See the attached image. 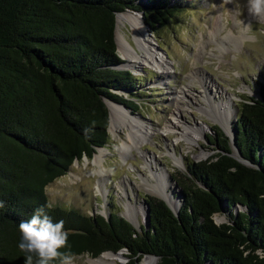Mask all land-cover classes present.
<instances>
[{"label":"trees","instance_id":"trees-1","mask_svg":"<svg viewBox=\"0 0 264 264\" xmlns=\"http://www.w3.org/2000/svg\"><path fill=\"white\" fill-rule=\"evenodd\" d=\"M126 9L143 11L157 31L179 4L0 0V264H25L19 223L42 207L54 222L65 221L77 256L126 249V264L145 255L158 264H264L257 255L264 251V84L260 97L241 103L233 125L241 159L214 124L216 135L207 137L219 151L174 176L183 195L178 216L156 196L147 198L149 227L141 230L117 213L106 218L50 204L47 186L109 142L106 100L140 109V78L119 67L116 14ZM239 205L245 210L234 213ZM221 212L229 220L219 224Z\"/></svg>","mask_w":264,"mask_h":264},{"label":"rangeland","instance_id":"rangeland-1","mask_svg":"<svg viewBox=\"0 0 264 264\" xmlns=\"http://www.w3.org/2000/svg\"><path fill=\"white\" fill-rule=\"evenodd\" d=\"M173 1L179 4V12L168 25L157 31L146 26L144 14L139 10L121 12L140 13L153 48L168 62L165 71L153 65H134L123 56L119 48L121 37L129 40L139 53L143 51L133 38L131 26L117 21V50L141 81L139 95L134 96L140 109L133 111L110 100L108 106L109 103L117 104L129 112L131 120L139 119L138 129L142 131L135 134L138 144L126 153V159L121 156L120 146L127 140L129 130L120 117L112 118L109 107L110 140L104 146L109 153L102 161L103 165L95 164V154L92 158L84 156L76 160L66 175L47 186L52 206L76 209L89 215L100 214L106 218L111 213L125 217L127 203L147 212L145 201L155 194L142 188V178L155 182L152 173L159 176L164 172L166 178L172 181L173 196L181 197V207L182 190L174 176L180 179L182 174L187 173L190 163L206 160L219 151L216 143L207 137L216 135L212 127L214 124L230 137L234 154L241 159L234 147L233 125L241 103L250 96H261V85L264 84V23L248 14L247 0ZM124 94L128 95L127 92ZM219 113L230 116L229 131L216 120ZM172 123L175 124L172 126ZM142 124L151 128L144 139L141 138L145 130ZM185 126L204 128L205 131L197 141L188 142L181 137ZM175 156L181 158L184 166L175 165ZM93 170L104 172L103 175H91ZM98 179L101 180L100 190L96 188ZM243 210L245 208L239 205L234 208V213ZM146 216V213L139 214V226L131 221L137 227L146 228ZM214 218L219 224L229 220L226 212L218 213ZM119 253L123 255L122 264H126L128 251L122 249ZM89 258L93 257L79 255L76 264H91ZM147 258H154V264H158L159 259L153 255H145L139 264Z\"/></svg>","mask_w":264,"mask_h":264},{"label":"bare ground","instance_id":"bare-ground-1","mask_svg":"<svg viewBox=\"0 0 264 264\" xmlns=\"http://www.w3.org/2000/svg\"><path fill=\"white\" fill-rule=\"evenodd\" d=\"M140 13L136 12L134 13H118V22L119 23H128L131 26L132 29V35L133 38L138 46V48L143 51V53H139L134 45L127 40L125 37H121L122 39L119 40V48L121 53L124 57L130 59V62H132L134 65L139 64L141 65H153L156 66L163 71L168 69V62L165 60L164 56L153 48V41L149 35V31L147 29V25L145 26V23L143 19L140 17ZM119 105H122L120 103H117ZM114 103H109V107L112 111V118L114 117H120L122 119V122L124 126L127 127L129 130L127 134V140L123 141L122 145L120 146L121 151L124 153L121 154L124 159L127 158V152L131 151L132 148H134L138 144V139L135 138V134L140 131L138 129V126L140 125L139 119L130 117L129 112ZM124 106V105H123ZM125 107V106H124ZM216 120L222 124L224 129L226 131L230 130V116H227L225 113H219L217 115ZM115 122V121H114ZM175 123H172V126ZM170 126V127H172ZM142 127L144 130L143 133H141V138L144 139L148 134L151 132L150 127H145L142 124ZM142 131V130H141ZM140 131V132H141ZM205 130L204 128H193L191 126H185L184 130L182 131L181 137H184L189 141H197L199 139V136L201 133H203ZM179 137L178 139H181ZM109 153V149L107 147H101L98 148V151L95 153L94 161L95 164H102V161L106 157V155ZM203 156V155H201ZM175 165L182 167L184 166V163L181 161V158L175 156ZM104 170H93L91 171V175L94 173L103 175ZM167 175V174H166ZM152 176L156 178V181H150L148 178H142V188L147 190L148 192L154 193L156 196L165 199L170 206L177 211L180 206V198L173 196V192L175 190L172 189V181H170L166 176L164 175V172H161L159 176L152 173ZM100 184L101 180H97L96 188L100 190ZM126 217L128 220H132L137 226L140 224L139 214L146 213L138 209L135 205L131 203H127L126 205ZM131 221V222H132ZM132 222V223H133ZM133 223V224H134ZM134 224V225H135ZM135 225V226H136ZM136 226V227H137ZM140 228V227H138ZM89 261L91 264H122L123 263V255L121 253H112V252H105L102 255H100L98 258H89ZM156 260L154 258H147L143 262V264H154Z\"/></svg>","mask_w":264,"mask_h":264},{"label":"clouds","instance_id":"clouds-1","mask_svg":"<svg viewBox=\"0 0 264 264\" xmlns=\"http://www.w3.org/2000/svg\"><path fill=\"white\" fill-rule=\"evenodd\" d=\"M246 7L251 17L264 23V0H247ZM4 206L0 201V208ZM19 231L22 238L18 247L26 254L25 264H76L77 255L69 245L70 230L65 229L64 220L54 222L45 208L20 222ZM257 255L264 259V251L258 249Z\"/></svg>","mask_w":264,"mask_h":264},{"label":"water","instance_id":"water-1","mask_svg":"<svg viewBox=\"0 0 264 264\" xmlns=\"http://www.w3.org/2000/svg\"><path fill=\"white\" fill-rule=\"evenodd\" d=\"M140 12H142V14H144L143 13V11H141V10H139ZM118 13L119 12H117V14H116V28H117V21H118ZM145 19V18H144ZM146 25L148 26V27H150L149 26V24L148 23H146ZM115 32H116V30H115ZM123 64H124V66H123ZM119 67H123V68H130L129 66H127L126 65V63H121L120 65H119ZM133 73H134V71H133ZM106 103H107V105H108V102H107V100H106ZM118 103H120V104H122V105H124L125 107H127L124 103H121V102H118ZM109 107V106H108ZM110 110V109H109ZM110 118H111V115H110ZM233 139H234V142H235V135L233 134ZM98 149V148H97ZM238 155L239 156H241V154L240 153H238ZM237 157V156H236ZM156 196V195H155ZM156 197H158V196H156ZM158 198H160V197H158ZM160 199H162V200H164L165 202H166V204L172 209V211L178 216V213H179V210L180 209H178V211H175L171 206H170V204L165 200V199H163V198H160ZM146 202V204H147V207H148V209H147V221H148V223H147V226H146V228H148L149 227V214H150V208H149V204H148V201L146 200L145 201ZM122 217H124V216H122ZM126 220H128L126 217H124ZM137 230L139 229V230H141V227L140 228H138V227H136L130 220H128ZM120 252V251H119ZM119 252H116V253H119ZM154 256V255H153ZM155 257H157V256H155ZM158 258V257H157Z\"/></svg>","mask_w":264,"mask_h":264}]
</instances>
